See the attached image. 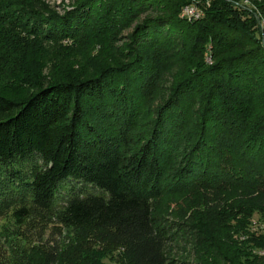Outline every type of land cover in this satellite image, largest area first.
I'll return each instance as SVG.
<instances>
[{"label": "trees", "instance_id": "trees-1", "mask_svg": "<svg viewBox=\"0 0 264 264\" xmlns=\"http://www.w3.org/2000/svg\"><path fill=\"white\" fill-rule=\"evenodd\" d=\"M197 1L201 17L179 14ZM246 1L104 0L94 23L133 26L111 63L31 72L30 90L0 94V164L40 159L29 180L39 214L65 179L105 194L69 198L54 213L64 239L19 234L0 264H103L108 251L120 264H177L167 200L193 208L194 264H264V0ZM88 12L61 18L59 34Z\"/></svg>", "mask_w": 264, "mask_h": 264}, {"label": "rangeland", "instance_id": "rangeland-1", "mask_svg": "<svg viewBox=\"0 0 264 264\" xmlns=\"http://www.w3.org/2000/svg\"><path fill=\"white\" fill-rule=\"evenodd\" d=\"M88 1L3 0L0 3V94L12 97L21 91L30 90L28 79L24 78L31 72L46 78L54 73L55 68H62L64 76L89 72L94 65L111 63L108 58L110 53L115 47L128 42L127 37L133 26L120 27L113 22L108 25L94 23L99 18L100 4L104 0ZM243 2L246 3V0ZM86 10L89 15L85 17L84 23L69 30L68 35L59 34L57 23L61 18L72 14V20L76 18L77 21L78 14ZM206 61L209 62V59L206 58ZM167 73L160 75L159 81L166 80ZM40 167L41 161L35 154L9 166L0 164V256L18 246V240L22 239L19 234H26L32 239L28 235L38 236L42 233V239H49L52 243L64 239L68 235L65 230L59 234L58 227L53 226L56 221L54 213L73 196L105 195L90 184L65 179L57 184L47 214H39L32 207L29 180ZM160 207H167L163 218L166 225L171 226L166 231L169 260L177 264H194L190 241L194 240L195 235L188 226L192 223L188 216L193 208L183 209L180 200L173 203L162 201ZM19 208H25L29 213L21 223L13 217L14 211ZM258 222L256 220L255 224ZM252 225L248 228L251 229ZM32 243L35 242L32 240ZM115 254V251H108L101 262L120 264Z\"/></svg>", "mask_w": 264, "mask_h": 264}, {"label": "built area", "instance_id": "built-area-1", "mask_svg": "<svg viewBox=\"0 0 264 264\" xmlns=\"http://www.w3.org/2000/svg\"><path fill=\"white\" fill-rule=\"evenodd\" d=\"M179 14L187 17L189 20H194L202 16L203 9L201 6L198 5V1H197V5H190L189 3H187L184 6H182ZM259 26L264 34V23H259Z\"/></svg>", "mask_w": 264, "mask_h": 264}, {"label": "bare ground", "instance_id": "bare-ground-1", "mask_svg": "<svg viewBox=\"0 0 264 264\" xmlns=\"http://www.w3.org/2000/svg\"><path fill=\"white\" fill-rule=\"evenodd\" d=\"M247 2V1H246ZM189 4H190V2H189ZM248 4V3H247ZM191 5V4H190ZM260 23H264L263 21L262 22H260Z\"/></svg>", "mask_w": 264, "mask_h": 264}]
</instances>
